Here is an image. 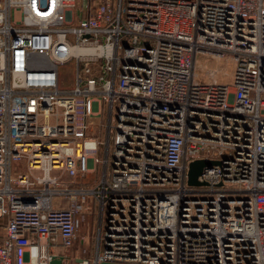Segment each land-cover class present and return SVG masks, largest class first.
<instances>
[{"label":"built area","instance_id":"2783aa9c","mask_svg":"<svg viewBox=\"0 0 264 264\" xmlns=\"http://www.w3.org/2000/svg\"><path fill=\"white\" fill-rule=\"evenodd\" d=\"M89 198L95 264H264V0H0V264L69 250Z\"/></svg>","mask_w":264,"mask_h":264},{"label":"rangeland","instance_id":"374dc122","mask_svg":"<svg viewBox=\"0 0 264 264\" xmlns=\"http://www.w3.org/2000/svg\"><path fill=\"white\" fill-rule=\"evenodd\" d=\"M227 56H230L232 60L228 61L226 58H208L205 63L207 67L200 70L198 76L202 80H206L207 77L211 79L209 80H218L219 82H229L230 74L233 72L234 62L232 55L229 52H226ZM202 56L198 58V66L203 65L201 63ZM219 60V61H218ZM228 61V62H227ZM227 65L225 68L224 63ZM227 62V63H226ZM223 64V65H222ZM222 73V75H221ZM60 75H61V86L68 87L73 84L74 80V64L71 62L62 64L60 66ZM112 148L109 151V161H111ZM101 157L104 158V153L101 154ZM94 181L91 180L88 182V185H93ZM79 225L77 228V239L74 245L69 248L67 255L69 256V264H76L74 261V256H79L80 258H84L85 260L91 259L88 264H95L93 259L96 257L98 251L102 250V246L99 244V236L104 232L106 227V214L104 217V221L102 227H100V208L99 204L96 203L93 198H89L84 203L83 212L78 215ZM1 227V226H0ZM0 234H2V230L0 228Z\"/></svg>","mask_w":264,"mask_h":264},{"label":"water","instance_id":"95a60500","mask_svg":"<svg viewBox=\"0 0 264 264\" xmlns=\"http://www.w3.org/2000/svg\"><path fill=\"white\" fill-rule=\"evenodd\" d=\"M217 163L215 160H205V159H197L190 163L189 166V183L192 185H199L201 182L199 181L198 177L202 173L204 167L212 166L213 164ZM65 259L64 255H52V259L50 260L49 264H63ZM82 259V258H81ZM101 264H124L112 261H103Z\"/></svg>","mask_w":264,"mask_h":264},{"label":"crops","instance_id":"0c3cea01","mask_svg":"<svg viewBox=\"0 0 264 264\" xmlns=\"http://www.w3.org/2000/svg\"><path fill=\"white\" fill-rule=\"evenodd\" d=\"M79 218H78V225H79ZM77 239V238H76ZM76 239H75V241H76ZM75 241H74V243H75ZM56 253H58V254H60V255H64V256H66V251H68V249H64L63 247H61V246H57L56 248H54L53 249ZM84 258H80L79 256H75V259H74V261H75V263L76 264H79V263H81L82 262V260H83ZM85 260V259H84ZM89 261L91 260V259H88ZM69 259H67L66 258V260H65V264H69Z\"/></svg>","mask_w":264,"mask_h":264},{"label":"bare ground","instance_id":"6f19581e","mask_svg":"<svg viewBox=\"0 0 264 264\" xmlns=\"http://www.w3.org/2000/svg\"><path fill=\"white\" fill-rule=\"evenodd\" d=\"M82 51H89L88 49H82ZM215 57H219L218 55H214ZM199 57H201V56H199ZM220 58H222V57H220ZM203 65H201V66H199V67H202ZM33 252L35 253L36 252V249L35 248H33Z\"/></svg>","mask_w":264,"mask_h":264}]
</instances>
